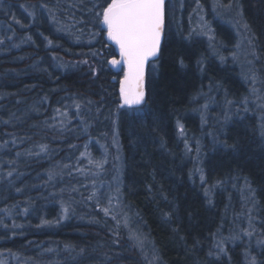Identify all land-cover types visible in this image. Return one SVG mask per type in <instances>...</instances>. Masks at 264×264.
<instances>
[{
  "label": "trees",
  "instance_id": "1",
  "mask_svg": "<svg viewBox=\"0 0 264 264\" xmlns=\"http://www.w3.org/2000/svg\"><path fill=\"white\" fill-rule=\"evenodd\" d=\"M172 2L145 102L129 107L123 67L107 64L105 0H0V264H264V106L220 51L186 37ZM233 2L264 88V0ZM212 23L230 44L231 25ZM97 144L100 184L114 182L120 154L116 213L91 192Z\"/></svg>",
  "mask_w": 264,
  "mask_h": 264
},
{
  "label": "rangeland",
  "instance_id": "2",
  "mask_svg": "<svg viewBox=\"0 0 264 264\" xmlns=\"http://www.w3.org/2000/svg\"><path fill=\"white\" fill-rule=\"evenodd\" d=\"M177 1V3L172 2L170 5L172 10L176 12V15H178L180 20L185 23L184 30H186V37L190 35V38H192V36L201 38L204 40L205 45L212 49L213 53L220 51L221 62L225 61L231 66H234L233 68L235 72H238L244 84L248 86L249 95L251 96L249 102L258 106H264V96L262 94L264 88L261 87V85L263 84H260L258 82L259 79L256 72H254L255 69L253 66V62L250 59V53L247 52L250 51L251 42L248 31L245 28L243 21H241L240 7L236 3H234L233 0H205L206 4L199 0ZM185 1L191 2V4L189 7H186L184 15L182 13V5H184ZM180 20H178L177 24L174 26L176 27V30H179L178 22L180 24L182 23V21ZM214 20L216 22H222L231 25V29L234 33L232 42H230V44H226L222 37L219 34H216V32L214 31V25L212 23ZM61 24L65 28V24ZM180 27L183 28V24L180 25ZM84 37L87 39L91 38L89 36ZM247 102L248 101H244V105H248ZM72 108L77 109L78 107H75L73 105ZM65 114L66 116H62L61 118L57 119V121L62 122L61 126L57 124V127L60 128V130L66 126L67 123L65 122L68 121V113L66 111ZM77 131L81 134H84L86 132L82 129V126L79 127ZM97 147L99 153L97 152ZM84 148L86 149L87 146L85 145ZM38 151L42 152V149H38ZM89 151L91 152V156L87 155V151L86 155L89 158H92V160H90V166H92L93 162V173L89 176L92 182L91 192H93L95 200L99 201L100 199L101 203L104 202V204L111 207L114 213H116L117 211L115 209L117 208L119 202L117 201L116 194L110 191V189L112 188L113 183L115 185H118V178L120 175V154H117L115 157L116 165L112 177V180L114 182H111V185H107L104 183L100 184V182L104 179L102 166L103 164H105L107 159V153L105 149L103 148V146L101 147L100 144H97L96 151ZM82 169V164H80V167L75 168L74 170L75 172H78L79 170L82 172ZM199 170V163L196 162L195 171L199 173ZM87 180L88 179H86L85 184L88 186L91 184V182ZM101 189L103 190L101 191ZM7 261L9 264H16V260L14 259V257H9Z\"/></svg>",
  "mask_w": 264,
  "mask_h": 264
},
{
  "label": "snow or ice",
  "instance_id": "3",
  "mask_svg": "<svg viewBox=\"0 0 264 264\" xmlns=\"http://www.w3.org/2000/svg\"><path fill=\"white\" fill-rule=\"evenodd\" d=\"M105 3L106 6L97 5L101 9L97 13L98 23L106 29L108 39L118 46L120 55L119 60L113 57L108 63L113 66L124 65V77L120 80L119 89L122 103L139 105L146 97V69L150 64L155 68L156 60L162 55V42L166 37L165 0H105ZM183 63L181 59V66ZM261 135L264 136V131ZM224 147L233 146L224 144ZM41 148L44 150V146ZM108 211L104 209L105 214ZM252 264H256L255 257Z\"/></svg>",
  "mask_w": 264,
  "mask_h": 264
},
{
  "label": "bare ground",
  "instance_id": "4",
  "mask_svg": "<svg viewBox=\"0 0 264 264\" xmlns=\"http://www.w3.org/2000/svg\"><path fill=\"white\" fill-rule=\"evenodd\" d=\"M101 26V28L103 29V31H104V33L106 34V29L104 28V26L103 25H100ZM250 41H251V36H250ZM115 50V49H114ZM113 57H115L117 60H119V54H118V52L117 51H115V55L114 56H112V57H110L108 60H107V64L111 67V64H109L108 63V61H110ZM62 61L60 62V63H62L63 62V59H61ZM65 62H68V63H74V62H70V61H65ZM53 65H57V67H58V65L60 64L59 63V60H57V59H53ZM56 67V68H57ZM118 71H119V69H118ZM115 73H117V72H115ZM123 77H124V70H122V75L120 76V78H119V89H120V80L121 79H123ZM116 79V78H115ZM119 99L121 100V97H120V91H119ZM145 99H146V97H145ZM80 124H81V121H78ZM54 124V126H56V128H58L57 127V124L60 126L61 125V123L60 122H55V123H53ZM70 174V173H69ZM69 179V178H68ZM66 180H67V178H65V174H62V175H60L57 179H56V182L54 183V185H52L50 188H48L47 190V192H51V191H55L57 188H58V186L59 185H62V184H65V182H66ZM47 192H45V193H47ZM19 203H21V204H24V205H26L24 202H23V200L21 199V198H17L16 199ZM27 209V208H26ZM41 218V217H40ZM47 221H48V219H46ZM0 258H5V257H2L1 255H0Z\"/></svg>",
  "mask_w": 264,
  "mask_h": 264
},
{
  "label": "water",
  "instance_id": "5",
  "mask_svg": "<svg viewBox=\"0 0 264 264\" xmlns=\"http://www.w3.org/2000/svg\"><path fill=\"white\" fill-rule=\"evenodd\" d=\"M106 39H107L108 42H111V43L114 44V46H115V51H117L118 54H119V48H118V46H117L113 41H111V40L108 39L107 34H106ZM119 59H120V55H119ZM119 66H124V65H123V64H119V65H115V66L111 65V68H112V70H113L114 72H117L118 69H119ZM146 70H147V69H146ZM145 84H146V79H145ZM144 102H145V101H144ZM144 102L141 103V104H139V105H133V106H129V107H141V106L144 104ZM120 104H121V105H124V104L122 103V100H121V103H120ZM125 106H128V105H125Z\"/></svg>",
  "mask_w": 264,
  "mask_h": 264
}]
</instances>
